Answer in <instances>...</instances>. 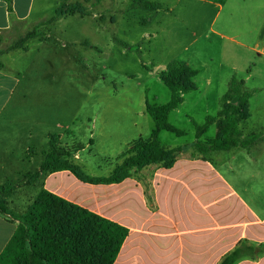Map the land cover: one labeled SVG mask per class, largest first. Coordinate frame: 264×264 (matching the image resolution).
<instances>
[{
  "label": "rangeland",
  "instance_id": "374dc122",
  "mask_svg": "<svg viewBox=\"0 0 264 264\" xmlns=\"http://www.w3.org/2000/svg\"><path fill=\"white\" fill-rule=\"evenodd\" d=\"M46 1L26 23L0 34L5 73L18 79L15 90L0 92V104H6L0 133L17 138L19 150L34 146L25 158L35 168L50 151V141L69 155L79 148L76 143L67 147L64 136L56 135L64 133L59 122L88 124L100 117L101 123L115 111L120 114L114 116H133L146 104H166L171 93L162 78L173 61L199 74L193 79L196 89L183 95L180 110L169 119L185 135L164 132V142L191 146L194 122L203 125L208 116L220 122L234 76L245 89L258 90L250 99V117L240 122L242 139L264 132V0ZM135 2L149 7L134 8ZM154 4L157 9L150 7ZM30 34L34 37L26 41ZM17 49L25 51L12 58ZM146 118L151 120L149 114ZM87 126L78 136L84 144L93 139L81 154L89 159L87 173L99 167L106 172L112 167L108 139L99 138L92 123ZM213 126L202 140L217 136Z\"/></svg>",
  "mask_w": 264,
  "mask_h": 264
},
{
  "label": "crops",
  "instance_id": "0c3cea01",
  "mask_svg": "<svg viewBox=\"0 0 264 264\" xmlns=\"http://www.w3.org/2000/svg\"><path fill=\"white\" fill-rule=\"evenodd\" d=\"M45 3L46 0H12L9 5L0 0V34L16 30L34 12L41 11ZM24 51L17 49L11 56L19 57ZM4 59L0 92H11L18 86V79L5 73ZM143 107L145 111H134L133 116H125L124 112L114 116L120 114L115 111L101 123L100 117L89 121L93 128H98L99 138L108 139L112 167L106 172L99 167L87 173L89 159L81 154L91 149L93 139L84 144L78 136L89 123L79 119L68 124L59 122L57 126L64 133L56 135H61V139L64 136L67 147L75 143L82 146L71 154V161L88 176L109 178L123 162L126 150L138 140L150 138L156 129L147 104ZM5 108L6 104H0V117ZM147 113L151 120L146 118ZM164 132L172 133L160 132L162 145L177 148L163 141ZM16 139L0 133V185L10 182L19 186L4 197L8 207L23 214L39 191L45 189L126 228L128 236L113 264H220L228 253L243 248L244 243L254 247L264 244V142L250 149L212 152L205 158L180 154L171 167L150 164L141 170L134 168L129 177L115 182H84L71 171L62 170L44 174L37 184L29 186L25 176L38 170L43 160L35 168L33 160L25 158L34 146L19 150L15 147ZM22 180L25 181L20 183ZM17 227V221L0 213V256ZM234 264H264V253L241 257Z\"/></svg>",
  "mask_w": 264,
  "mask_h": 264
},
{
  "label": "trees",
  "instance_id": "16d2710c",
  "mask_svg": "<svg viewBox=\"0 0 264 264\" xmlns=\"http://www.w3.org/2000/svg\"><path fill=\"white\" fill-rule=\"evenodd\" d=\"M11 5L12 0H4ZM61 2L64 0H60ZM103 0H97L100 3ZM134 8L147 10V3H134ZM157 9L158 5H150ZM61 13V9L58 13ZM25 40L34 36L30 34ZM25 40L20 42L21 47ZM118 44L132 48L128 43L118 40ZM136 49L140 46L137 44ZM0 52V68L3 67ZM198 71L190 66L173 61L163 76L165 86L170 90V100L164 105H149L147 110L152 117L156 129L148 139H140L133 143L122 155L123 162L116 167L109 178H92L80 165L71 161V155L57 149L49 142L50 151L46 154L40 167L25 176L26 185L37 184L47 173L68 170L84 182H115L129 177L132 170H141L147 165L158 164L171 167L179 154L191 148V156L205 158L217 151H230L234 148L250 149L264 142V135L252 133L242 139L240 122L250 117V99L258 90L245 89V82L235 76L231 79L228 91L224 95L221 112L223 117L216 122L215 116H208L203 125L194 122L196 140L191 146L167 149L159 139L161 131H169L178 136L184 131L169 124V117L183 102V95L194 91L193 79ZM216 124L218 134L215 138L202 137ZM79 151L82 146L78 145ZM18 185L7 182L0 185V213L18 222L12 239L0 256V264H113L128 236V230L120 225L101 218L62 198L41 189L32 205L23 214L14 213L4 200L6 195L18 189ZM264 253V244L254 247L244 243L243 248H236L228 253L220 264H234L244 256H255Z\"/></svg>",
  "mask_w": 264,
  "mask_h": 264
}]
</instances>
